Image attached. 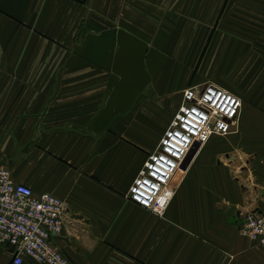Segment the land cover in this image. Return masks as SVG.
I'll return each instance as SVG.
<instances>
[{
    "label": "crops",
    "instance_id": "obj_1",
    "mask_svg": "<svg viewBox=\"0 0 264 264\" xmlns=\"http://www.w3.org/2000/svg\"><path fill=\"white\" fill-rule=\"evenodd\" d=\"M206 84L240 99L235 131L197 149L155 217L127 191ZM0 167L66 205L71 264H264L237 230L264 209V0H0Z\"/></svg>",
    "mask_w": 264,
    "mask_h": 264
},
{
    "label": "built area",
    "instance_id": "obj_2",
    "mask_svg": "<svg viewBox=\"0 0 264 264\" xmlns=\"http://www.w3.org/2000/svg\"><path fill=\"white\" fill-rule=\"evenodd\" d=\"M242 103L235 95L212 84L183 90L166 131L130 185L127 198L156 217H163L173 197V183L184 160L195 147L213 136L235 131ZM66 205L13 181L0 167V246L10 253L9 264H71L54 244L65 225ZM239 233L264 252V211L243 215Z\"/></svg>",
    "mask_w": 264,
    "mask_h": 264
},
{
    "label": "rangeland",
    "instance_id": "obj_3",
    "mask_svg": "<svg viewBox=\"0 0 264 264\" xmlns=\"http://www.w3.org/2000/svg\"><path fill=\"white\" fill-rule=\"evenodd\" d=\"M194 86H199V85H194ZM188 87H189V86H187L186 88H188ZM217 87H218V86H217ZM186 88H185V89H186ZM185 89H184V90H185ZM182 92H183V91H182ZM181 95H182V93H181ZM175 111H176V109L173 111L172 118H173V116H174ZM172 118H171V119H172ZM237 120H238V119H237ZM170 121H171V120H170ZM169 123H170V122H169ZM168 125H169V124H168ZM236 125H237V122H236ZM236 125H235V127H236ZM167 127H168V126H167ZM166 129H167V128H166ZM165 131H166V130H165ZM165 131H164V132H165ZM233 133H234V132H233ZM233 133H232V134H233ZM163 134H164V133H163ZM229 135H230V134H229ZM227 136H228V135H227ZM213 137H214V136H213ZM217 137H218V136H217ZM225 137H226V136H225ZM161 138H162V137H161ZM161 138H160V139H161ZM159 141H160V140H159ZM208 142H209V141H208ZM208 142H207V143H208ZM158 143H159V142H158ZM207 143H206V144H207ZM206 144H205V145H206ZM157 145H158V144H157ZM157 145H156V147H157ZM203 146H204V145H203ZM156 147H155V148H156ZM201 147H202V146H201ZM199 148H200V147L197 146V149H199ZM154 150H155V149H154ZM196 151H197V150H196ZM153 152H154V151H153ZM153 152H152V153H153ZM152 153H150V154L147 156V158H148ZM147 158H146V160H147ZM146 160H145V161H146ZM144 163H145V162H144ZM144 163H143V164H144ZM141 168H142V167H141ZM141 168H140V169H141ZM186 168H187V167H186ZM186 168L183 170V172L186 170ZM140 169H139V170H140ZM183 172H182V173H183ZM182 173H179V174L177 175V177L175 178V181H174V183H173L174 193H175V190H176V187H175L174 185H175V183L177 184V182L179 181V179H181V174H182ZM182 177H183V176H182ZM133 180H134V179H133ZM132 182H133V181H132ZM131 184H132V183H131ZM127 192H128V191H127ZM173 196H174V194H173ZM172 198H173V197H172ZM126 199L128 200L127 195H126ZM171 200H172V199H171ZM128 201H129V200H128ZM129 202H130V201H129ZM170 202H171V201H170ZM131 203H132V202H131ZM132 204H133V203H132ZM169 204H170V203H169ZM168 206H169V205H168ZM167 208H168V207H167ZM166 210H167V209H166ZM260 211H264V209H263V210H257V211H245V212H242V213H241V216H240L241 221H240V223H239V225H238V227H237L238 232H239V227H240L241 224H242V218H243V215H244L245 213H247V212H260ZM165 212H166V211H165ZM148 213H149V212H148ZM164 215H165V214H164ZM164 215H163V217H164ZM153 216H154V215H153ZM155 217H156V216H155ZM163 217H160V218H163ZM158 218H159V217H158ZM249 240H250V239H249ZM251 241H252V240H251ZM252 242H253V241H252Z\"/></svg>",
    "mask_w": 264,
    "mask_h": 264
},
{
    "label": "water",
    "instance_id": "obj_4",
    "mask_svg": "<svg viewBox=\"0 0 264 264\" xmlns=\"http://www.w3.org/2000/svg\"><path fill=\"white\" fill-rule=\"evenodd\" d=\"M196 150H197V146H195V147L191 150V152L189 153V155L186 157V159L184 160L183 165H182V167H181L182 170H184V169L188 166V164L190 163L191 159L193 158V156H194Z\"/></svg>",
    "mask_w": 264,
    "mask_h": 264
}]
</instances>
